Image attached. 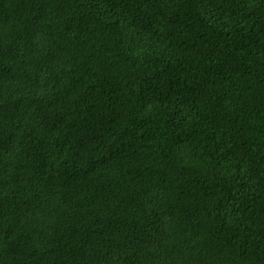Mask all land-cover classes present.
Listing matches in <instances>:
<instances>
[{"label":"trees","instance_id":"trees-1","mask_svg":"<svg viewBox=\"0 0 264 264\" xmlns=\"http://www.w3.org/2000/svg\"><path fill=\"white\" fill-rule=\"evenodd\" d=\"M0 264H264V0H0Z\"/></svg>","mask_w":264,"mask_h":264}]
</instances>
